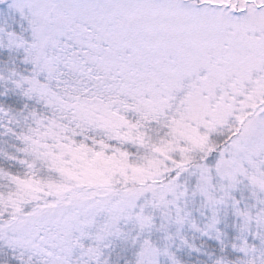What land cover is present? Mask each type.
<instances>
[{
  "label": "snow or ice",
  "instance_id": "obj_1",
  "mask_svg": "<svg viewBox=\"0 0 264 264\" xmlns=\"http://www.w3.org/2000/svg\"><path fill=\"white\" fill-rule=\"evenodd\" d=\"M0 264H264V0H0Z\"/></svg>",
  "mask_w": 264,
  "mask_h": 264
}]
</instances>
